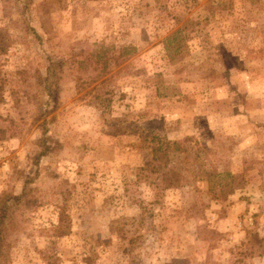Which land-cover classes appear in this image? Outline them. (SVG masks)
<instances>
[{
    "label": "rangeland",
    "instance_id": "1",
    "mask_svg": "<svg viewBox=\"0 0 264 264\" xmlns=\"http://www.w3.org/2000/svg\"><path fill=\"white\" fill-rule=\"evenodd\" d=\"M97 45L133 48L106 113ZM147 131L182 186L136 176ZM24 188L0 264H264V0H0V196Z\"/></svg>",
    "mask_w": 264,
    "mask_h": 264
},
{
    "label": "trees",
    "instance_id": "2",
    "mask_svg": "<svg viewBox=\"0 0 264 264\" xmlns=\"http://www.w3.org/2000/svg\"><path fill=\"white\" fill-rule=\"evenodd\" d=\"M178 34L179 30H176L165 38V50H168L170 53H178L181 51V45L177 38ZM131 50H133V48H122L116 54L113 53L109 47L97 45L96 50L92 53L95 63H97L99 67L96 68V76L93 79L95 85L82 96V99L89 96L90 98L87 103L99 109L102 113H106L110 110L113 95L115 94L112 88H108L109 78H107V76L112 74L109 69L111 66H120L125 61V55ZM54 67V63L50 62L46 70V76L43 79V84L48 98H56L57 101L58 96L56 90L58 88L55 85L58 80V74H56ZM46 121L47 120L43 121V125ZM142 139L144 143L150 146L152 157L149 162H146L142 167L137 169L138 172L136 176L138 179H143V181L148 184L159 182L164 185L165 188H177L182 186L184 178L177 171L176 167L170 166L172 162L178 161L180 156L185 152L182 148V143L170 141L165 137L149 131L145 132ZM42 140L43 141H39V145L40 147H44L41 151L42 155H44L48 152V147L45 144V140L43 138ZM42 142H44V144H42ZM25 193L26 190L24 188L20 195L3 193L0 196V258L4 254L6 246L5 243L8 233L7 223L11 203H19L25 196Z\"/></svg>",
    "mask_w": 264,
    "mask_h": 264
}]
</instances>
